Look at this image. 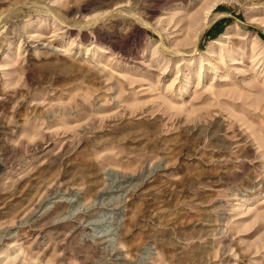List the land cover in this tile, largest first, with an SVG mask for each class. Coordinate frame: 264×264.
<instances>
[{
    "label": "rangeland",
    "instance_id": "1",
    "mask_svg": "<svg viewBox=\"0 0 264 264\" xmlns=\"http://www.w3.org/2000/svg\"><path fill=\"white\" fill-rule=\"evenodd\" d=\"M0 264H264V0H0Z\"/></svg>",
    "mask_w": 264,
    "mask_h": 264
},
{
    "label": "bare ground",
    "instance_id": "2",
    "mask_svg": "<svg viewBox=\"0 0 264 264\" xmlns=\"http://www.w3.org/2000/svg\"><path fill=\"white\" fill-rule=\"evenodd\" d=\"M208 10H209V9H208ZM211 13H212V8L208 11L207 14L209 15V14H211ZM208 23H209V22H208ZM210 23H211V22H210ZM193 24H194V22H193ZM193 24H192V25H193ZM195 25H196V24H195ZM195 25H193V26H195ZM205 28H206V27H205ZM205 28H203V29L200 30V33H199V35L197 36V41L201 38L202 34L204 33L203 30H204ZM196 48H197V47H196ZM196 48H195V52H196ZM194 54H195V53H194ZM191 55H192V54H191ZM223 57H224V56H223ZM223 57H222V58H223Z\"/></svg>",
    "mask_w": 264,
    "mask_h": 264
}]
</instances>
